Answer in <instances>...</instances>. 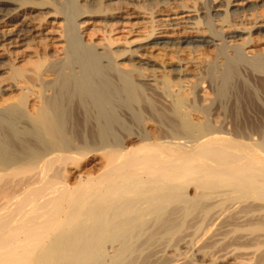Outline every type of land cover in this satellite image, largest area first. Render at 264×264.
<instances>
[{
  "label": "bare ground",
  "instance_id": "obj_1",
  "mask_svg": "<svg viewBox=\"0 0 264 264\" xmlns=\"http://www.w3.org/2000/svg\"><path fill=\"white\" fill-rule=\"evenodd\" d=\"M168 1L134 5L151 15L135 27L115 21L130 0H0V46L62 21L60 54L35 41L29 73L0 75V264H264L261 0L155 19ZM33 131L49 147L26 158ZM88 153L99 168L80 172Z\"/></svg>",
  "mask_w": 264,
  "mask_h": 264
},
{
  "label": "rangeland",
  "instance_id": "obj_2",
  "mask_svg": "<svg viewBox=\"0 0 264 264\" xmlns=\"http://www.w3.org/2000/svg\"><path fill=\"white\" fill-rule=\"evenodd\" d=\"M35 1H38V0H35ZM115 1V0H114ZM141 1V2H140ZM162 1V0H161ZM166 0H164V2H165ZM170 1V2H169ZM168 2L169 3H166V4H164V6H165V8L164 7H162V9L161 10H158L155 14H154V16H155V19H168V18H171V17H182V16H185V15H190V14H193V13H191V12H181L180 11V9L179 8H177L176 6L177 5H186L187 3H188V5H192V2L194 3V1L195 0H169ZM197 1V0H196ZM254 1V0H253ZM252 1V2H253ZM258 0H255V2H257ZM263 1L264 0H261V2H259L258 3V5L260 4L261 6H259L257 9L259 10V11H261V10H264V5L262 4L263 3ZM140 2V3H139ZM163 2V3H164ZM219 3H222V0L221 1H219ZM240 3H242V6L246 3V1L244 2H242V1H234V2H232V4L231 5H234V4H236V6L234 5V6H228V9L230 10H233V9H235V7L236 8H239L240 6H241V4ZM250 3V2H249ZM140 4H142V0H130V3L129 4H126L125 5V7H123L122 9H120L119 10V13H117V11L116 10H111V12H114L115 11V13H117L118 15V17L119 18H116V20L115 21H117V23H120L121 25L123 24V23H125L124 24V26H126V25H134L135 27H136V25H137V27L138 26H142V24L144 23V22H149L150 21V17H151V15L149 14V13H147V12H144L142 9L141 10H138L137 8L138 7H136V6H134V5H140ZM214 4V3H213ZM237 4H239V5H237ZM215 5V4H214ZM263 6V7H262ZM168 7V8H167ZM174 7H175V9H174ZM220 7V8H219ZM215 8H216V10L217 9H221V10H224L225 9V6H217V4H216V6H214L213 8H211V12H216L215 11ZM165 9V10H164ZM174 9V10H173ZM256 9V10H257ZM122 10V11H121ZM214 10V11H213ZM221 10H220V12H221ZM217 12H219V10H217ZM144 13V14H143ZM195 16V15H194ZM37 17V18H36ZM41 16H39V15H36L34 18L36 19H34V23L35 24H38L39 23V21H43L44 19H42V18H40ZM196 17V16H195ZM194 17V20L197 18H195ZM40 18V19H39ZM47 22H46V21ZM44 20V22H46V29L44 30V32L46 33H44V35H42V34H40V36L39 37H34L35 39L32 41L31 40V38H32V36L31 37H29L28 38V40H31V41H28V40H26L27 42H28V44H30V47H25V45H23V46H19V47H17V48H12L11 47V45H2V46H0V61H2V62H4V67H2L3 69H1V71H0V75L2 74V77H4V76H7V72L6 71H8L9 69H8V67H7V65H8V62L11 60V62H9V63H12V67H15V66H18V67H21V68H25L26 67V69L28 70V71H26V73L28 72H30L29 71V69L31 68V67H33L32 66V62H34V60L33 59H35V58H28L25 54H30V52H32L33 50H34V47H33V43H35V41H39V40H41L42 42H44L45 41V39H46V41L48 40V38L50 39H54V42H52V44L50 45V50L51 51H53V52H58L59 54H60V50H61V46H62V42L60 41V39H61V26H62V21H61V19H59V18H55V17H46V19ZM110 21H112V23H115L113 20H110ZM110 21H108V23L110 22ZM141 21V22H140ZM94 22V23H93ZM137 22H139L138 24H137ZM143 22V23H142ZM89 25H87L89 28H91L93 25H98V24H101V22L99 21V20H97V19H94V21H92V19H90V20H88V22H87ZM136 23V24H135ZM140 23H141V25H140ZM91 24V25H90ZM5 25V26H4ZM4 25H1V28H0V36L1 35H3V31L4 30H6V29H10V28H12V26L10 25H6V24H4ZM129 27V26H128ZM127 27V28H128ZM130 27H132V26H130ZM126 28V29H127ZM126 29H124V30H126ZM96 32V31H95ZM126 32V31H125ZM112 33H110V35H111ZM126 34V33H125ZM172 34H173V36H172ZM172 34H170L167 38H165L164 40H186V43H183L182 44V46H189V47H193V46H202L203 44H204V46L205 47H207L208 48V50L210 49H213V46L212 45H210V43L207 45V43L205 42V43H202V42H197V41H195V39H200V40H202V37H200V35L201 34H199V33H195V34H191V33H189V34H187V33H178V34H176V33H172ZM198 34H199V36H198ZM118 35H120V34H115L114 36H118ZM131 35V34H130ZM196 35V36H195ZM255 35V34H254ZM245 36V35H244ZM42 37V38H41ZM82 37H83V39L84 40H87L89 37L90 38H92V39H94L95 40V42H97L99 39L101 40V38H106V34H104V33H102V32H96V33H94L92 36L91 35H89V34H85V33H83L82 34ZM199 37V38H198ZM134 38V40H132L133 41V43L131 44V45H129V44H127V43H125V42H118V45L117 46H119V48L120 49H124V50H126L127 52H128V50L130 51V50H134L135 48H137V44H142L143 43V41L145 42L146 40H143V38H141V37H136L137 39L135 40V37L134 36H132L131 38H130V40L131 39H133ZM206 40H205V39ZM33 39V38H32ZM58 39H59V41H58ZM99 40V41H100ZM143 40V41H142ZM203 40L204 41H208V40H210V38H208V37H204L203 36ZM187 41H188V43H187ZM192 41V42H191ZM26 42V43H27ZM185 44V45H184ZM27 45V44H26ZM193 45V46H192ZM207 45V46H206ZM14 46H17V44L16 45H14ZM12 52V53H11ZM14 54V55H13ZM127 54H129V52L127 53ZM127 54H125V55H127ZM13 55V56H12ZM21 55V56H20ZM125 55L123 56V57H125ZM14 56H16V59L12 62V59H14ZM127 56H129V55H127ZM26 57L28 58V61H27V59H26ZM122 57V56H121ZM121 57H118V60H121L120 58ZM123 59V58H122ZM32 60V61H31ZM31 62V63H30ZM29 75V74H28ZM31 75V74H30ZM7 93H9V92H7ZM19 115H22V117H25L26 116V114H24V112H21V114H19ZM148 125H146V127H147ZM152 126V125H151ZM148 129H150V130H153L154 129V126H153V128H151L150 127V124H149V127H147ZM9 130H11V129H9ZM25 133H26V131H25ZM35 134V135H34ZM38 136V137H37ZM39 138V139H38ZM17 139H18V137H15L14 138V141L16 140L17 141ZM32 141H31V145L30 146H28V148H27V150L29 151V152H27V150L25 151V152H27L24 156L26 157V158H29V156H28V154L29 155H31L30 157H34V156H36L37 157V155L38 154H40L42 151H44V149L45 148H47L48 149V145L46 144V140H45V138H43V137H41L40 135H38V133H36L35 131H33V134H32ZM18 142H19V140H18ZM17 143V142H16ZM45 146V147H44ZM25 152H23V153H25ZM33 155V156H32ZM19 157H21V156H23V154L20 156V155H18ZM83 156V158H81ZM80 158H81V160L79 161V163H83L82 165V169H81V171L80 172H83V171H85V173L87 172L88 173V171L91 169V170H93L94 171V169L95 168H99V165H96V163H98V158H101L100 156H99V154H97V153H93V154H91V153H88V154H85V155H82ZM78 159H79V157H78ZM78 159H77V161H78ZM86 162V163H85ZM74 164V163H73ZM73 164L71 163V166L68 164L67 165V168H68V170L69 171H75L74 172V175H76V174H78L79 173V167H74L73 166ZM73 166V167H72ZM93 167H95L94 169H93ZM71 181H74V180H71Z\"/></svg>",
  "mask_w": 264,
  "mask_h": 264
}]
</instances>
